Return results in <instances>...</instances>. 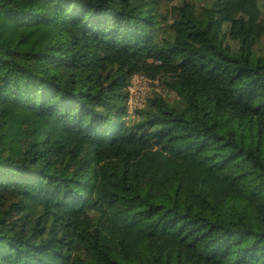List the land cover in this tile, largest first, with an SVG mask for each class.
I'll list each match as a JSON object with an SVG mask.
<instances>
[{
  "label": "trees",
  "instance_id": "obj_1",
  "mask_svg": "<svg viewBox=\"0 0 264 264\" xmlns=\"http://www.w3.org/2000/svg\"><path fill=\"white\" fill-rule=\"evenodd\" d=\"M176 1L0 0V264H264V0Z\"/></svg>",
  "mask_w": 264,
  "mask_h": 264
},
{
  "label": "built area",
  "instance_id": "obj_2",
  "mask_svg": "<svg viewBox=\"0 0 264 264\" xmlns=\"http://www.w3.org/2000/svg\"><path fill=\"white\" fill-rule=\"evenodd\" d=\"M149 82V78L144 75L137 74L132 77L131 83L129 86L130 100L128 103V116L127 119L135 120L137 118L136 110L142 109L145 106V95L146 90L144 89L145 85ZM136 94V98L134 94ZM134 99L136 101H134Z\"/></svg>",
  "mask_w": 264,
  "mask_h": 264
},
{
  "label": "rangeland",
  "instance_id": "obj_3",
  "mask_svg": "<svg viewBox=\"0 0 264 264\" xmlns=\"http://www.w3.org/2000/svg\"><path fill=\"white\" fill-rule=\"evenodd\" d=\"M178 1H176L174 3L167 4L166 8H171L176 3L179 4L180 2H178ZM225 29H226V27H225ZM228 42L233 44V42L231 40H229ZM263 45H264V43H263ZM144 89L146 90L145 103L148 101V99L150 97H152V96L154 97V95H156V94H161L162 96L166 97L169 100L176 99V94L174 92L170 91L166 87V85L163 82L162 77H160L156 80L149 79V82H147ZM130 94H132V93L130 92ZM134 96L136 98V94H134ZM134 101H136V100L134 99Z\"/></svg>",
  "mask_w": 264,
  "mask_h": 264
}]
</instances>
